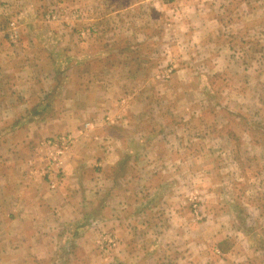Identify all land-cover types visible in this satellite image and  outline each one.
Instances as JSON below:
<instances>
[{
    "label": "rangeland",
    "instance_id": "rangeland-1",
    "mask_svg": "<svg viewBox=\"0 0 264 264\" xmlns=\"http://www.w3.org/2000/svg\"><path fill=\"white\" fill-rule=\"evenodd\" d=\"M128 1L0 0L5 4L2 39L9 54H16L10 66L19 67L22 58L38 54L39 46L31 49L27 43L47 28L60 32V38H74L78 45L71 55L65 54L71 61L57 58L62 81L70 76L74 88L87 85V76L80 79L71 69L84 66L82 60L90 61L88 70L101 74L98 83L89 84L84 100L75 104L59 88L53 95L54 119L30 122H36L30 125L35 135L23 152L41 173V181L47 179L48 190L56 193L66 191L62 160L73 152L79 159L74 172L92 180L81 184L91 199L96 190L100 194L107 188L98 177H110L116 164L103 165V155L109 153L112 161L122 163L114 201L122 202L123 211L118 221L100 220L109 221L107 229L87 234L95 247L91 252L75 250L73 264H85L89 255L94 259L87 264H97L96 256L99 264H115L119 255L136 264H148L147 258H153V264H170L168 259L177 255L180 264H264V0H143L164 1L160 12H167L166 19L141 3L124 9ZM116 4L122 22L110 11ZM152 13L157 35L146 42L140 34L136 45L131 29L135 24L138 31L146 30L150 19L138 16ZM216 15L220 24L214 22ZM200 20L211 25L210 34L207 28L198 33L195 23ZM14 31L16 39L11 38ZM47 43L42 46L48 48ZM113 43L115 50H137L132 60L146 64L152 73L124 70L123 59L111 50ZM79 51L83 58L75 63ZM198 52H205L204 57ZM44 72L53 80L52 72ZM8 74L11 78L13 72ZM212 74H217L214 82L209 80ZM142 75L150 76L148 85L134 81ZM193 89L200 93L189 101ZM85 106L87 117L80 113ZM117 112L123 116L114 118ZM0 121L1 159L12 153L5 150L7 143L20 140L25 128L7 135L11 126ZM59 138H70V143L61 163L54 165L55 145L41 144ZM76 185L80 183L68 185L70 194L78 191ZM128 206H136L138 215L130 216L134 208ZM47 223L58 225L54 218ZM48 226L32 237L33 251L42 259L29 257L25 264H51L47 260L58 246L50 244L60 228L51 236ZM245 242L259 252L248 250Z\"/></svg>",
    "mask_w": 264,
    "mask_h": 264
},
{
    "label": "crops",
    "instance_id": "crops-1",
    "mask_svg": "<svg viewBox=\"0 0 264 264\" xmlns=\"http://www.w3.org/2000/svg\"><path fill=\"white\" fill-rule=\"evenodd\" d=\"M163 2L164 1L150 3L143 0H129L124 9L131 7L135 8L137 7L135 6L137 3H141L146 7L148 5L151 6L150 11H155L154 13H157L155 15L160 16L159 18L163 17L166 19V15H168L167 12H160L164 7ZM166 2H169V0H166ZM3 6H5V4L0 2V10ZM201 10L202 8H200V11ZM110 11H116L115 14L117 15V19H120L122 22V17L120 16L121 8L118 7V4L112 6V10ZM153 15L154 14L152 13L149 16H138L139 19L144 18V20L148 17L150 19L148 22L150 23H148V26L144 31H138V29L134 27L135 24L133 25L131 31L132 33H135L132 34L133 37L135 36V40L140 34H142V39L146 42L147 40L149 41V39H154V36L157 35V32H155L156 29L154 30L153 27L155 24H152L153 20L151 18ZM126 16L131 17L130 15ZM136 17L137 16H135L134 19ZM0 18L3 19V10L0 12ZM139 19L136 22H138ZM218 20L219 19L216 15L214 22L220 24V20ZM195 24L198 33H201L205 28L208 29V34L211 33L212 27L210 24H207L206 27V23L202 20ZM153 30L154 33H152ZM60 34L61 33L56 30L49 31L47 28L45 30H40L36 37H34V40H31L32 43H30V41L27 43L30 45L31 49L34 48L35 45H38V54L22 58L19 67L13 68V66L10 65H12V58L16 54L10 55L12 52L9 54L10 51L6 45V41L2 39V26H0V120L9 122L7 128L11 126L7 135H12L15 132L18 135L21 129L25 128L22 132L23 135H20V140L7 143L5 150L12 153H4L0 159V264H25L24 262L29 257H33L39 262L40 259H42V256L38 258L39 254H35L36 252L33 251V248L36 246V241L35 239H32V237L37 232L45 230L46 225H49L50 232H52L51 236L60 228L59 232H56L57 234L53 237L52 244H50V247L53 248L58 246V248L57 250H53V258H50L47 261L51 262V264H73L74 258H77L76 255H74L75 250L79 251L81 247H84L85 250L91 252V248L95 247L93 242L88 239L87 234L94 230L97 232L96 230H100V228L107 229L106 224H108L109 221L100 223V220H106L105 217H109L111 220L113 219V221H118L117 215L123 211L122 202L119 199L116 202L114 201V185L118 179L122 178L120 169L122 163L119 164L120 160L116 162V159L112 161L113 155L111 156L109 153L103 155V165L110 167L113 164H116L112 168V175L110 177L103 175L98 177V179H101V184L104 182L105 184L107 183V188L100 194L99 190H96L92 199L88 197V194L84 192L83 187H81L82 183L85 184L92 180L83 178L79 173L76 174V172H74V165H78L79 159L73 152L72 155H65L62 160V168L65 175L62 186L65 187L66 191L62 189L58 193L53 190H48L45 184L47 179L44 177V179H42L43 181H41V173H38V169H36L30 161H27L28 158L24 156V149L28 146H32L28 145L31 141L29 139L31 136L35 135V127L31 128L30 125H35L36 122H30H32V120L40 121L44 119H54L53 104L55 97L53 95H56L59 88L61 89V95H66V98L74 103L75 100H84L85 91L88 89L89 84H92V82L96 81L98 76H101L99 72H96L95 74L93 69L88 70L89 67L87 64L90 63V61L82 60V62H85L84 66L79 64L72 66L71 69L74 68V71L78 74L80 79L83 75L87 76V85L84 86V88L79 85L77 88H74V84L69 83L73 82L70 76H66L64 78L65 81L61 80V73L64 71L60 70L61 68L59 66L60 64H57V58L59 56L64 58L65 62L71 61V56H66L65 54L71 55L78 45L76 46L74 44V38H68L66 36L60 38ZM21 38L22 37L20 36V39ZM46 42H49L47 43V45H49L48 48L42 46V43ZM134 43L139 45L137 40ZM111 45V50L115 52V57L123 59L122 61L124 62V65L122 68L124 70L133 72L132 69L134 67L135 70H139L138 72L145 71L147 73H152L146 64H140L139 61L132 60V55L136 53L137 50H134V52H127L128 50L124 49L115 50L113 46L116 44L113 43ZM147 45L148 43H146L144 47V52L147 53L146 55L150 53ZM208 49L211 51L210 48ZM18 52L19 50H17V53ZM198 54L204 57L205 52H198ZM128 55H130L131 58L126 60ZM79 56H82L80 59L83 58V51L78 52L74 61H76V58ZM126 61L129 63L125 64ZM77 62L78 61L75 63ZM65 69H68V67H65ZM9 70L13 72L11 78H9ZM44 71H48L49 73L52 72L50 74L53 80H49L48 75L46 79ZM91 71L94 72L91 74ZM214 75L217 74H212L209 80L215 78ZM149 78L150 76L146 77L142 75L138 80L134 81L141 82L142 84L147 83L148 85ZM141 79L143 81H141ZM151 79L153 80L152 75ZM215 80L216 78L213 79L212 82ZM212 82H210V84ZM96 83H98V81H96ZM203 84L205 85V82ZM206 85L208 86L207 83ZM200 91L202 90L200 89ZM206 91L207 88L204 92ZM199 93L196 94V91L193 89L192 98L189 101L196 99ZM205 95L209 97L210 93L207 91ZM93 99L90 98V101L95 102ZM119 99L121 100V97L117 98V100ZM10 103L15 105H9ZM16 105H18L17 108H15ZM87 108L88 107L85 106V108L80 111L83 117H87L85 116ZM111 113L112 112L110 111V114ZM121 116H123V113L117 112L114 118L117 119ZM199 117L201 118L200 112ZM21 119H27L29 122H20ZM125 121L126 120H124V122ZM1 122L4 121H0V123ZM16 151L18 152L16 153ZM86 163H88V161ZM71 166L73 167L72 174L70 173ZM82 166H78L77 168H81ZM39 171H41L40 168ZM71 182L80 183V185H76L78 191L74 190L73 194H70L67 189ZM90 200H92V202ZM136 208V206H128V210L133 209L130 216L138 215L139 211ZM138 209L142 210L141 207ZM50 218H54V221L57 222L58 225L56 226V224H54L53 226H50L51 223H47ZM33 232H35V234ZM96 243H99L98 240ZM244 244H246L248 250L255 249V252H259L258 247H254L253 245L248 244V242H245ZM219 246L220 245H218V249L220 248ZM220 251L222 252L221 255H223L222 249ZM119 257L120 260H115V264H136V261L133 263L128 256L125 257L119 255ZM96 258L97 264L102 263L101 258L100 260L99 257L96 256ZM93 259V255L87 256V258L84 259L85 264L89 261H93ZM174 259L177 264H180L181 257L177 255ZM168 260L170 264L173 262L171 259ZM75 262L78 264V261ZM146 263L153 264V258H147ZM209 264L211 263L209 262Z\"/></svg>",
    "mask_w": 264,
    "mask_h": 264
},
{
    "label": "built area",
    "instance_id": "built-area-1",
    "mask_svg": "<svg viewBox=\"0 0 264 264\" xmlns=\"http://www.w3.org/2000/svg\"><path fill=\"white\" fill-rule=\"evenodd\" d=\"M12 39H16L17 38V33L14 31L13 34L11 35ZM70 138L68 139H64V138H59L58 139H54V140H48L46 143H42L41 145L43 146H48L50 147L52 144L55 145V149H54V154L51 155L53 158L52 160L55 162L54 165L56 164H60V157L63 154V150L66 149V144L70 143Z\"/></svg>",
    "mask_w": 264,
    "mask_h": 264
}]
</instances>
